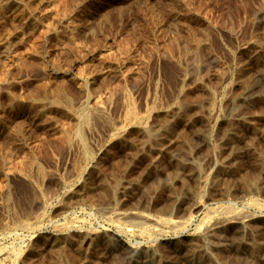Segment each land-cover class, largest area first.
<instances>
[{
  "label": "rangeland",
  "instance_id": "obj_1",
  "mask_svg": "<svg viewBox=\"0 0 264 264\" xmlns=\"http://www.w3.org/2000/svg\"><path fill=\"white\" fill-rule=\"evenodd\" d=\"M0 264H264V0H0Z\"/></svg>",
  "mask_w": 264,
  "mask_h": 264
},
{
  "label": "bare ground",
  "instance_id": "obj_2",
  "mask_svg": "<svg viewBox=\"0 0 264 264\" xmlns=\"http://www.w3.org/2000/svg\"><path fill=\"white\" fill-rule=\"evenodd\" d=\"M85 118H83V120H84ZM167 128V127H166ZM150 132V131H149ZM159 133V132H158ZM151 134H153V133H151ZM147 135V134H146ZM157 136H158V134H157ZM160 137V136H159ZM148 138H150L149 136H148ZM153 138V137H152ZM243 222V221H242ZM134 223V222H133ZM32 224V223H31ZM135 224H136V222H135ZM135 224H133V225H135ZM139 225V224H138ZM141 225V224H140ZM139 225V226H140ZM22 226V225H21ZM137 226V225H136ZM26 227V226H25ZM175 227V226H174ZM177 227H179V226H177ZM215 227V226H214ZM62 229V228H61ZM64 230V229H63ZM62 231V230H61Z\"/></svg>",
  "mask_w": 264,
  "mask_h": 264
}]
</instances>
